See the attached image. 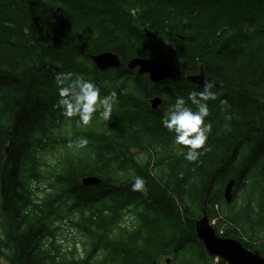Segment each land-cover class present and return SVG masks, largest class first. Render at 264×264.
<instances>
[{
    "label": "trees",
    "instance_id": "1",
    "mask_svg": "<svg viewBox=\"0 0 264 264\" xmlns=\"http://www.w3.org/2000/svg\"><path fill=\"white\" fill-rule=\"evenodd\" d=\"M106 52L120 68H96L91 57ZM134 58L174 72L151 84L125 67ZM200 68L221 95L209 101L208 151L189 163L160 117L201 90L186 79ZM57 72L91 79L102 95L116 90L112 118L69 123L54 107ZM80 137L87 148L75 147ZM133 174L145 193L131 191ZM88 177L99 183L82 184ZM203 214L218 236L264 257V0H0V258L212 264L195 234ZM69 230L83 255L73 239L65 250Z\"/></svg>",
    "mask_w": 264,
    "mask_h": 264
},
{
    "label": "clouds",
    "instance_id": "2",
    "mask_svg": "<svg viewBox=\"0 0 264 264\" xmlns=\"http://www.w3.org/2000/svg\"><path fill=\"white\" fill-rule=\"evenodd\" d=\"M55 80L58 99L54 107L60 109L61 115L69 123H74L76 127H87L93 121L94 114L103 121L112 118L114 105L119 102L116 90L102 95L94 81L72 72H57ZM215 86L211 79L205 80L200 91H190L187 100L183 96L175 98L160 117V126L171 137V146L189 163L198 161L208 151L205 145L213 127L211 121H206L211 112L209 101H216L221 95L212 90ZM74 144L79 149H85L89 141L80 137ZM72 146L70 143L69 147ZM92 155L94 158L95 154ZM131 191L145 193V179L133 174Z\"/></svg>",
    "mask_w": 264,
    "mask_h": 264
},
{
    "label": "water",
    "instance_id": "3",
    "mask_svg": "<svg viewBox=\"0 0 264 264\" xmlns=\"http://www.w3.org/2000/svg\"><path fill=\"white\" fill-rule=\"evenodd\" d=\"M91 60L96 68L100 70L121 67L118 57L110 52L93 56ZM126 68L129 70L137 68L138 74H147L153 84H158L169 78L174 72L172 66L158 62L155 59L134 58L126 64ZM186 79L194 85L203 86L205 80L208 78L200 68L197 74L187 76ZM150 102L153 109H156L161 104V100L158 97L152 99ZM96 183H99V180L96 178L88 177L82 179V184L84 185ZM233 186L234 181L231 180L223 190V197L228 204L231 202ZM195 226L196 235L204 244L205 250L209 255L216 256L227 264H264V257L259 253L248 251L234 239L221 238L216 235L214 229L209 226L205 216ZM166 263L168 264L169 260H166Z\"/></svg>",
    "mask_w": 264,
    "mask_h": 264
},
{
    "label": "rangeland",
    "instance_id": "4",
    "mask_svg": "<svg viewBox=\"0 0 264 264\" xmlns=\"http://www.w3.org/2000/svg\"><path fill=\"white\" fill-rule=\"evenodd\" d=\"M52 155H53V154L48 153L47 159H51V156H52ZM49 162H55V160H49ZM34 190L36 191V189H34ZM41 193H42V190H41V189L38 190V194H41ZM129 222H130V220H129L128 218H126V219H125V225H126V226H129ZM63 228H65V226H63ZM73 235H74L73 233L67 234V235L64 237V240L67 241V242H70V236H73ZM244 237L248 239V238H250V237H253V235L251 236V234L245 233ZM77 241H78V240H77ZM0 264H7V263L5 262L4 259L0 258Z\"/></svg>",
    "mask_w": 264,
    "mask_h": 264
},
{
    "label": "bare ground",
    "instance_id": "5",
    "mask_svg": "<svg viewBox=\"0 0 264 264\" xmlns=\"http://www.w3.org/2000/svg\"><path fill=\"white\" fill-rule=\"evenodd\" d=\"M144 76H145V75H144ZM146 76H147V75H146ZM153 98H154V97H153ZM153 98H150V99H153ZM159 98H160V97H159ZM150 99H149V100H150ZM147 103H148V102H147ZM146 105H147V104H146ZM158 107H159V106H158ZM162 184H163V183H162ZM221 210H222V209H221ZM225 221H226V220H225ZM214 229H215V228H214ZM182 261H183V260H182ZM183 262H184V261H183Z\"/></svg>",
    "mask_w": 264,
    "mask_h": 264
},
{
    "label": "flooded vegetation",
    "instance_id": "6",
    "mask_svg": "<svg viewBox=\"0 0 264 264\" xmlns=\"http://www.w3.org/2000/svg\"><path fill=\"white\" fill-rule=\"evenodd\" d=\"M196 225V224H195Z\"/></svg>",
    "mask_w": 264,
    "mask_h": 264
}]
</instances>
